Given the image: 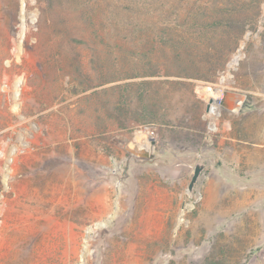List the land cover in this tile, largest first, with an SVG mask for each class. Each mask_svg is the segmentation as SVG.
Listing matches in <instances>:
<instances>
[{"label": "rangeland", "instance_id": "obj_1", "mask_svg": "<svg viewBox=\"0 0 264 264\" xmlns=\"http://www.w3.org/2000/svg\"><path fill=\"white\" fill-rule=\"evenodd\" d=\"M233 90L251 151L264 0H0V208L16 189L52 210L35 264H264V172L206 110Z\"/></svg>", "mask_w": 264, "mask_h": 264}, {"label": "bare ground", "instance_id": "obj_2", "mask_svg": "<svg viewBox=\"0 0 264 264\" xmlns=\"http://www.w3.org/2000/svg\"><path fill=\"white\" fill-rule=\"evenodd\" d=\"M9 21L12 23V18H10ZM36 173H38L37 170ZM42 173L44 172L42 171ZM14 193L15 196L12 197L9 192L3 207L0 208V217H2V222L0 224V255L7 254L8 250L17 251L19 253L18 259L13 258L12 264H35L37 252L40 247L39 243L43 240V237L46 241L45 244L48 245V247L51 245L53 213L52 210L48 208L47 214L41 215L39 213V204H37L39 203L38 199L36 197L34 198L33 195H28V204L24 205L23 203V206L26 207L25 215H23L24 213L19 209L23 208L21 202L23 200L20 199L21 192L18 193V190L14 189ZM50 195V192L46 193L48 197L47 200L45 199L46 204L51 202ZM192 205L193 204H187L185 202L183 208L180 210L181 215L178 224L184 221L185 212L188 208H191ZM27 254L29 255L28 259L26 258Z\"/></svg>", "mask_w": 264, "mask_h": 264}, {"label": "crops", "instance_id": "obj_3", "mask_svg": "<svg viewBox=\"0 0 264 264\" xmlns=\"http://www.w3.org/2000/svg\"><path fill=\"white\" fill-rule=\"evenodd\" d=\"M245 97L241 91L233 90L228 92L226 96L225 105L228 109L229 118L224 120V130L225 135L229 136L231 139V147L223 153H227L226 156H231L235 160V166L244 168L245 166L249 168L252 167L255 170L264 172V123L258 124L257 128L252 131L255 135L254 140L257 146L250 151L248 148V135L250 133L248 122L243 120V115L246 114L245 108ZM229 166L227 158L224 163L220 165L221 169L218 170L219 173L227 171ZM206 169V168H205ZM264 178V177H263ZM223 181L226 178L221 176ZM261 180V179H260ZM223 188H230L229 186H222ZM257 187V186H256ZM211 188L217 189L221 188L220 185H212ZM252 210L249 212L251 213Z\"/></svg>", "mask_w": 264, "mask_h": 264}, {"label": "water", "instance_id": "obj_4", "mask_svg": "<svg viewBox=\"0 0 264 264\" xmlns=\"http://www.w3.org/2000/svg\"><path fill=\"white\" fill-rule=\"evenodd\" d=\"M215 102H218L219 104H224L225 101L223 99L216 100L214 98H210L207 104V109H206L208 113L212 111V108ZM145 156L149 158H153L154 153L152 154L150 153L149 155L146 154ZM204 175H205V164L197 163L194 169V173L191 177V181L189 184V190H193L196 187V185L203 179Z\"/></svg>", "mask_w": 264, "mask_h": 264}, {"label": "built area", "instance_id": "obj_5", "mask_svg": "<svg viewBox=\"0 0 264 264\" xmlns=\"http://www.w3.org/2000/svg\"><path fill=\"white\" fill-rule=\"evenodd\" d=\"M149 133H150L151 135H153V134H154V131H153V130H151V131H149Z\"/></svg>", "mask_w": 264, "mask_h": 264}]
</instances>
